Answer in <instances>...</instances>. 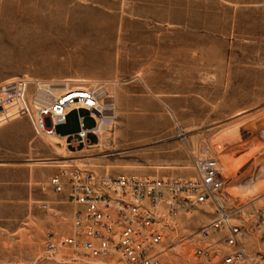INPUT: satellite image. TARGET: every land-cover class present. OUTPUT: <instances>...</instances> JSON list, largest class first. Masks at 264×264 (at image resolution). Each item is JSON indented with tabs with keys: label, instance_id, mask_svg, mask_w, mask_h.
Masks as SVG:
<instances>
[{
	"label": "rangeland",
	"instance_id": "obj_1",
	"mask_svg": "<svg viewBox=\"0 0 264 264\" xmlns=\"http://www.w3.org/2000/svg\"><path fill=\"white\" fill-rule=\"evenodd\" d=\"M192 66L198 91L180 87ZM18 76L108 82L103 99L115 103L114 124L67 163L112 175L187 178L208 142L225 190L264 212V0H0V82ZM78 117L70 111L58 130L75 133ZM213 210L204 205L162 225V264H196L191 235ZM245 244L252 256L264 251L259 232ZM44 245L8 253L119 264L115 253L92 258L68 247L49 253Z\"/></svg>",
	"mask_w": 264,
	"mask_h": 264
},
{
	"label": "built area",
	"instance_id": "obj_2",
	"mask_svg": "<svg viewBox=\"0 0 264 264\" xmlns=\"http://www.w3.org/2000/svg\"><path fill=\"white\" fill-rule=\"evenodd\" d=\"M107 84L30 76L4 80L0 82V122L25 116L36 136H55L56 127L66 123L75 109L79 130L69 143L80 149L92 147L100 142L101 127L113 125L117 117L115 103L103 99ZM192 166L194 175L184 178L112 175L60 163L49 182L56 191L67 186L76 208L71 233L47 234L46 250L55 253L68 247L92 258L115 253L119 264H162L159 256L166 237L162 225H172L180 215L210 205L213 217L191 235L196 264H264V251L252 256L245 244L249 235L259 232L264 246V212L253 200L242 202L225 190L226 177L208 142H202Z\"/></svg>",
	"mask_w": 264,
	"mask_h": 264
},
{
	"label": "crops",
	"instance_id": "obj_3",
	"mask_svg": "<svg viewBox=\"0 0 264 264\" xmlns=\"http://www.w3.org/2000/svg\"><path fill=\"white\" fill-rule=\"evenodd\" d=\"M182 79V89L198 91L197 67L185 71ZM138 81L132 78L133 83ZM64 124L56 127L54 142L36 136L25 116L0 126V264H64L56 255L8 253V249L26 244L44 248L47 234L61 237L71 233L76 206L69 200V189L65 186L56 191L49 182L59 172L60 163L69 162L72 153L80 149L69 143L79 128L75 133L59 131ZM30 222L36 228H18Z\"/></svg>",
	"mask_w": 264,
	"mask_h": 264
},
{
	"label": "bare ground",
	"instance_id": "obj_4",
	"mask_svg": "<svg viewBox=\"0 0 264 264\" xmlns=\"http://www.w3.org/2000/svg\"><path fill=\"white\" fill-rule=\"evenodd\" d=\"M107 127V125H103L102 127H101V132H102V130L104 129V128H106ZM104 135V134H103ZM102 135V136H103ZM60 139V138H59Z\"/></svg>",
	"mask_w": 264,
	"mask_h": 264
}]
</instances>
